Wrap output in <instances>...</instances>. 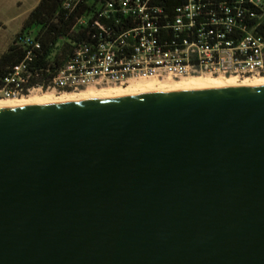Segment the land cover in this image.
I'll return each mask as SVG.
<instances>
[{
    "label": "water",
    "instance_id": "water-1",
    "mask_svg": "<svg viewBox=\"0 0 264 264\" xmlns=\"http://www.w3.org/2000/svg\"><path fill=\"white\" fill-rule=\"evenodd\" d=\"M0 264H264V87L0 109Z\"/></svg>",
    "mask_w": 264,
    "mask_h": 264
},
{
    "label": "built area",
    "instance_id": "built-area-1",
    "mask_svg": "<svg viewBox=\"0 0 264 264\" xmlns=\"http://www.w3.org/2000/svg\"><path fill=\"white\" fill-rule=\"evenodd\" d=\"M73 1L83 0H68L66 8L69 9ZM150 1H106L97 11L98 18L110 20L117 16L130 17L133 19L131 29L115 33L113 27L96 22V29L100 31L98 43L81 47L46 89L31 85L32 74L27 72L24 63L16 68L0 89V99H25L38 91L74 94L109 84L124 87L152 80L202 76L264 78V36L249 30L241 41L234 43L228 41L225 34L206 33L207 25L204 24L198 29L195 38L185 39L181 44L162 45L156 38L159 27L155 22V16L162 11L150 8ZM205 1L210 0H185V5L177 9L173 29L194 34L196 20L203 13ZM245 5L264 10V0H238L239 16L243 14L242 6ZM211 16L212 24H218L214 13ZM116 21L119 25L122 20ZM79 24L85 25V20H80Z\"/></svg>",
    "mask_w": 264,
    "mask_h": 264
},
{
    "label": "trees",
    "instance_id": "trees-1",
    "mask_svg": "<svg viewBox=\"0 0 264 264\" xmlns=\"http://www.w3.org/2000/svg\"><path fill=\"white\" fill-rule=\"evenodd\" d=\"M106 1L108 0L73 1L68 9V0H41L24 22L23 31L17 35L8 50L0 55V89L16 68L24 63L27 72L32 74L31 85L46 89L81 47L98 43L100 31L96 29V22L113 27L115 33L131 29L133 19L130 17L117 16L110 20L98 18L97 11ZM184 5L185 0L149 2L150 8L162 11L155 16L159 27L156 38L160 44L171 46L173 43L181 44L185 39L195 38L198 29L204 24L207 25L206 33L212 31L225 34L226 39L234 43L241 41L249 30L264 36V10L245 5L242 6L243 14L239 16L238 0L203 2V13L196 20L197 29L194 34L189 31L177 32L173 29L177 9ZM211 13H214L218 24H212ZM119 19L122 21L118 25L116 20ZM80 20H85V25H80ZM26 37L29 39L26 40Z\"/></svg>",
    "mask_w": 264,
    "mask_h": 264
},
{
    "label": "rangeland",
    "instance_id": "rangeland-1",
    "mask_svg": "<svg viewBox=\"0 0 264 264\" xmlns=\"http://www.w3.org/2000/svg\"><path fill=\"white\" fill-rule=\"evenodd\" d=\"M41 0H0V55L5 53L13 44L18 34L23 31V25L29 14L39 5ZM88 21V19H87ZM199 78V79H196ZM264 80L263 77L252 76L243 79H224L219 77L202 76L187 79H165L164 81H146L129 86H116L109 84L103 87H94L88 90L70 93L34 92L29 97L19 100L0 99V107L10 106L25 102H52L58 103L65 99H97L117 95L119 93L135 94L147 91H171L179 87L205 85H226L242 87L247 83H255ZM47 103V104H48Z\"/></svg>",
    "mask_w": 264,
    "mask_h": 264
},
{
    "label": "bare ground",
    "instance_id": "bare-ground-1",
    "mask_svg": "<svg viewBox=\"0 0 264 264\" xmlns=\"http://www.w3.org/2000/svg\"><path fill=\"white\" fill-rule=\"evenodd\" d=\"M196 79H199V78H196ZM240 87V86H238ZM242 87H264V80L262 81H259V82H255V83H247L245 85H243ZM224 88H233V86H226V85H217V86H205V85H193V86H186V87H179V88H176L174 90H201V89H224ZM174 90H171V91H174ZM132 94H125V93H119L117 95H113V96H108V97H105V98H100V99H109V98H114V97H130ZM99 99V98H97ZM90 100H94V99H87V98H84V99H71V98H68V99H65L61 102H58V103H74V102H85V101H90ZM40 102V103H34V102H25V103H16V104H13V105H10V106H2L0 107V109H3V108H16V107H28V106H38V105H50V104H57V103H52V102Z\"/></svg>",
    "mask_w": 264,
    "mask_h": 264
}]
</instances>
